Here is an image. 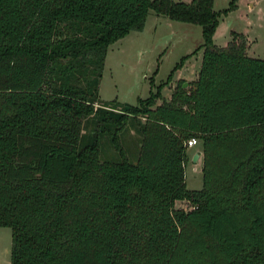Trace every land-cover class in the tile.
I'll return each mask as SVG.
<instances>
[{"label": "trees", "instance_id": "trees-1", "mask_svg": "<svg viewBox=\"0 0 264 264\" xmlns=\"http://www.w3.org/2000/svg\"><path fill=\"white\" fill-rule=\"evenodd\" d=\"M212 3L0 0L9 264H264V57L235 31L212 41L235 0ZM149 9L200 25L196 77L167 99L157 86L134 104L101 100L108 44L140 30ZM191 136L197 189L184 181Z\"/></svg>", "mask_w": 264, "mask_h": 264}, {"label": "rangeland", "instance_id": "rangeland-1", "mask_svg": "<svg viewBox=\"0 0 264 264\" xmlns=\"http://www.w3.org/2000/svg\"><path fill=\"white\" fill-rule=\"evenodd\" d=\"M227 3L228 0H213L212 8L219 10ZM217 19L212 33L216 45H224L235 31L243 34L247 55L264 57V0H235L234 8L221 13ZM201 42L199 24L173 20L149 9L140 30H129L108 44L98 97L134 104L137 97H145L157 86L161 96L168 97L171 84L178 79L187 83L196 77ZM182 56H185L182 64L173 68ZM188 149L200 150L199 141ZM200 159L187 156L184 181L188 188L201 186ZM174 205L183 209L190 207L184 200H176ZM9 247L10 228L0 225V264H9Z\"/></svg>", "mask_w": 264, "mask_h": 264}, {"label": "crops", "instance_id": "crops-1", "mask_svg": "<svg viewBox=\"0 0 264 264\" xmlns=\"http://www.w3.org/2000/svg\"><path fill=\"white\" fill-rule=\"evenodd\" d=\"M147 16V15H146ZM145 19H146V17H145ZM144 22H145V20H144ZM174 86V83L173 84H171V88ZM171 91V90H170ZM169 94H170V92H169ZM168 97H169V95H168ZM168 97H165V96H163V98H165V99H167ZM191 146H193V145H190V146H188L187 147V149H186V153H187V156L188 155H191V158H192V155H193V153H197L198 155L196 156V157H199V159L201 158V152H200V150H190V149H188V148H190ZM193 159V158H192ZM184 169H185V167H184ZM194 169V168H193ZM192 170V169H191ZM185 171V170H184ZM176 202V200L174 201V203Z\"/></svg>", "mask_w": 264, "mask_h": 264}, {"label": "built area", "instance_id": "built-area-1", "mask_svg": "<svg viewBox=\"0 0 264 264\" xmlns=\"http://www.w3.org/2000/svg\"><path fill=\"white\" fill-rule=\"evenodd\" d=\"M196 142V139L194 137H189L187 140H186V145L187 146H190V145H193L194 143Z\"/></svg>", "mask_w": 264, "mask_h": 264}, {"label": "water", "instance_id": "water-1", "mask_svg": "<svg viewBox=\"0 0 264 264\" xmlns=\"http://www.w3.org/2000/svg\"><path fill=\"white\" fill-rule=\"evenodd\" d=\"M185 84H186V81H183L182 85L184 86ZM197 155H198V154H197L196 152L193 153L192 158H195Z\"/></svg>", "mask_w": 264, "mask_h": 264}]
</instances>
